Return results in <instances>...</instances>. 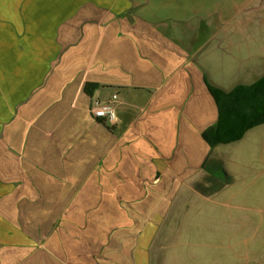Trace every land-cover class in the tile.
Returning <instances> with one entry per match:
<instances>
[{"label":"rangeland","instance_id":"obj_1","mask_svg":"<svg viewBox=\"0 0 264 264\" xmlns=\"http://www.w3.org/2000/svg\"><path fill=\"white\" fill-rule=\"evenodd\" d=\"M183 11L226 15L229 28L248 15L264 54V0H0V264H262L264 241L242 242L251 228L237 225L236 196L228 228L220 209L202 204L162 222L171 191L126 195L101 160L92 173L75 146L59 141L61 126L78 125L63 102L75 85L62 83L76 15Z\"/></svg>","mask_w":264,"mask_h":264},{"label":"crops","instance_id":"obj_2","mask_svg":"<svg viewBox=\"0 0 264 264\" xmlns=\"http://www.w3.org/2000/svg\"><path fill=\"white\" fill-rule=\"evenodd\" d=\"M183 12L76 15L66 50L71 71L62 83L75 85L63 102L78 125L69 129L66 119L59 141L75 146L92 173L102 170L94 167L101 160L108 179L124 181L126 195L171 191L162 222L202 204L220 209V226L228 228L226 212L236 196L231 204L242 213L237 225L251 228L242 242H262L264 203L251 207L240 201L257 196L264 202V124L230 144L210 147L203 137L218 118L209 87L227 93L264 75L255 22L238 15L237 26L229 28L226 15ZM86 84L94 85L90 95ZM112 96L115 121L108 125L90 108L94 100L107 103ZM118 189L111 194H120Z\"/></svg>","mask_w":264,"mask_h":264},{"label":"trees","instance_id":"obj_3","mask_svg":"<svg viewBox=\"0 0 264 264\" xmlns=\"http://www.w3.org/2000/svg\"><path fill=\"white\" fill-rule=\"evenodd\" d=\"M92 87L86 84L84 91L90 95ZM209 91L218 108L217 122L203 133L210 147L237 142L264 124V75L250 86H237L227 93L213 87Z\"/></svg>","mask_w":264,"mask_h":264},{"label":"built area","instance_id":"obj_4","mask_svg":"<svg viewBox=\"0 0 264 264\" xmlns=\"http://www.w3.org/2000/svg\"><path fill=\"white\" fill-rule=\"evenodd\" d=\"M115 96H112L107 103H101L98 100H94L90 111L95 119L101 120L108 125H112L115 121L114 110L112 102L115 100Z\"/></svg>","mask_w":264,"mask_h":264}]
</instances>
